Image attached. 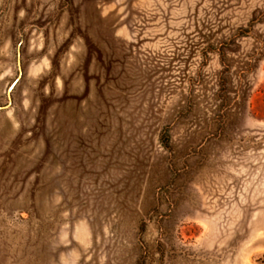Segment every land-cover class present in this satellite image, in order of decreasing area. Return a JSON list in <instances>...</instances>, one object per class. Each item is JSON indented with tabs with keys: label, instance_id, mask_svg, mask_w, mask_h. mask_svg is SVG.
<instances>
[{
	"label": "rangeland",
	"instance_id": "rangeland-1",
	"mask_svg": "<svg viewBox=\"0 0 264 264\" xmlns=\"http://www.w3.org/2000/svg\"><path fill=\"white\" fill-rule=\"evenodd\" d=\"M0 107V264H264V0H0Z\"/></svg>",
	"mask_w": 264,
	"mask_h": 264
},
{
	"label": "water",
	"instance_id": "water-1",
	"mask_svg": "<svg viewBox=\"0 0 264 264\" xmlns=\"http://www.w3.org/2000/svg\"><path fill=\"white\" fill-rule=\"evenodd\" d=\"M8 95H9V99H10V91H9V94H8ZM1 108H2V107H0V109H1Z\"/></svg>",
	"mask_w": 264,
	"mask_h": 264
}]
</instances>
